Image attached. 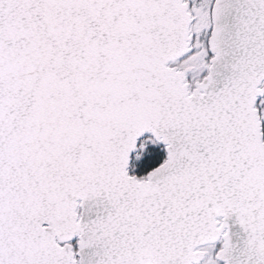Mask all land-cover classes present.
Listing matches in <instances>:
<instances>
[{"label": "snow or ice", "instance_id": "6c2138e0", "mask_svg": "<svg viewBox=\"0 0 264 264\" xmlns=\"http://www.w3.org/2000/svg\"><path fill=\"white\" fill-rule=\"evenodd\" d=\"M0 264H264V0H0Z\"/></svg>", "mask_w": 264, "mask_h": 264}]
</instances>
